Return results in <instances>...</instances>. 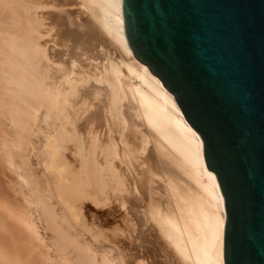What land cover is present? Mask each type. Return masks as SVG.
<instances>
[{"label":"bare ground","instance_id":"6f19581e","mask_svg":"<svg viewBox=\"0 0 264 264\" xmlns=\"http://www.w3.org/2000/svg\"><path fill=\"white\" fill-rule=\"evenodd\" d=\"M46 15H61L59 20L66 22L61 38L44 22ZM73 31L80 40L78 57L63 60L55 47L65 45ZM100 41L106 48L99 55ZM0 113L15 134L10 141L4 140L6 134L0 140L10 168L14 155H21L14 168L22 170L16 173L25 202L21 211L0 197V264L42 263L47 252L39 254L31 248L35 241H28L38 232L33 213L51 231L59 257L55 264H127L116 251L83 245L78 233L88 226L66 195L70 188L79 205L90 198L111 204L116 199L108 196V181L125 192L120 195L131 209L142 204L136 206L144 215L138 223L132 220L130 231L151 222L148 227L159 232L183 264H224L225 214L218 182L173 95L128 47L120 0H0ZM37 120L43 126L42 148L36 151L39 175L25 167L22 155ZM106 133V146L100 149ZM115 157L127 163L125 168L131 164L140 178L130 173L135 178H127L126 186ZM45 258V264L52 261Z\"/></svg>","mask_w":264,"mask_h":264},{"label":"water","instance_id":"95a60500","mask_svg":"<svg viewBox=\"0 0 264 264\" xmlns=\"http://www.w3.org/2000/svg\"><path fill=\"white\" fill-rule=\"evenodd\" d=\"M134 57L173 95L224 206L223 263L264 264V0H120Z\"/></svg>","mask_w":264,"mask_h":264},{"label":"rangeland","instance_id":"374dc122","mask_svg":"<svg viewBox=\"0 0 264 264\" xmlns=\"http://www.w3.org/2000/svg\"><path fill=\"white\" fill-rule=\"evenodd\" d=\"M50 9L51 8H45L43 10L49 11ZM46 16H47V18L44 20V22L45 23L50 22V24L53 25V29L51 30V32L55 35L54 37H56V38L60 37L61 38V35L64 32L63 31L64 27H65L64 23H66V22H61L59 20V16H61V15H59V16L58 15H56V16L55 15H46ZM77 22L80 23L81 20L77 19L76 23ZM72 33H73V35L71 34V36L67 40L64 41L65 45L62 44L63 46H56L55 47L56 50L57 49L59 50V56H60V58L62 57L63 60H66L69 57V55H73V54H74L73 58H75L76 56L78 57L77 50H75V49H76L77 45H79L80 40L76 41V39L74 38V36H76L75 32L73 31ZM95 37H98V34H97V36L95 35ZM45 38H48V37H45ZM99 43L101 45V50H99V52H97V53H99V55H100V53L104 52L103 49L106 48L105 47L106 43H104L102 41H100ZM102 46H104V47H102ZM100 51H102V52H100ZM85 67H87V66H85ZM86 69H88V67ZM1 113H0V116H1L0 119L1 118L2 119L0 121V132L2 134L0 133L1 134L0 140H1V142H4L3 138L1 136H4V134H6L7 137L4 138V140L6 141L8 138H10L9 139V141H10L15 137L14 136L15 134L12 133L13 131H12V128H11V125H10L8 119L4 118L6 116H2L4 114H1ZM8 127L11 128L12 132L10 131V128H8ZM42 127H43L42 122L40 120H37L36 124L32 128V131L28 135L29 144H27V146H26V148L22 154L24 156L25 160L23 157H22V159L25 162L27 160V162L25 163L26 164L25 167L29 166L34 171V173L36 175H39V173H40V167L36 163L37 162L36 153L39 151L40 148H42ZM48 128L49 127H47V129ZM43 132H45V130H43ZM106 134H105V136L104 135L102 136L103 139L101 140L100 144L101 143H103V144L100 145V147H99L100 149L102 147L106 146V145H104V144H106L104 137L107 138V136H108V134L107 135ZM12 136H14V137L12 138ZM2 145H3V143H2ZM0 147L2 148L3 146H1V144H0ZM2 150H3V148L0 150V197L7 198V201L12 205H16V207H18V205H19L20 206L19 208H21V211H24V208H22L21 206H23V203L25 205V202H24L22 195H21L22 188H20L19 177L17 176V173L19 171L22 172V170L18 169V170H16V171H18L16 173V171H15L16 168H14L16 166H20L21 155L20 154H18V156L16 154L14 155L15 166L10 168V166L7 164L8 161L6 160L5 153H3ZM65 152H67L68 155H70V157H72V155L70 154L69 151H65ZM97 158H99L98 160L102 159L101 153L100 154L98 153ZM117 158L119 159V157H115L113 159V161H114L113 163H115L117 161ZM6 161H7V163H6ZM117 162H119V163H117ZM117 162L115 163V167H116V165H118L116 168L119 170L121 179L124 182V184H126V186L130 182L127 178L132 179V177L134 175H135V177L137 176L136 179L140 178L141 175L139 174V176H138L137 175L138 172L134 168H133V170L131 169L130 166H132V165L130 163H128L130 165L125 168L127 163L124 164V162L120 161V160ZM120 164H121V166H120ZM127 169H131V170H127ZM125 170L127 172L128 171L129 172L127 173ZM131 171H135V172H131ZM124 173L126 176L123 175ZM130 173H134V175L133 174H132L133 176L129 175ZM123 176H124L125 180L123 179ZM135 177H133V178H135ZM112 182L113 181H108V183L107 184L105 183V185L106 186L110 185L107 188L108 193H109L108 196L110 198L116 199V202L115 201H114L115 203L113 202L114 204L113 203L110 204L108 202V200H106L104 202L102 199H100L101 202L99 201L100 203H98V202H96L90 198V199L82 200L80 202V205H79L78 204V202H79L78 194H76L75 189H70V188H67L68 190L66 189V195L71 199V201H73L76 205H78L79 209L82 210L83 218H84V221L86 223L85 226L86 227L88 226V229H89V230L82 229L78 233V234H82L78 237H81L80 239H82L83 243L85 242L83 245L87 246L86 243L91 242L92 244H95L96 246L101 245V248L106 249L107 252H109V253H112V251H116V252H118V254H121L120 262H122V263L127 262V264H136V263H141V262L144 264H183L180 260L177 259L175 254L173 252H171L172 250L169 248V246L167 244H165L164 239L160 236L159 232L157 230H154L153 229L154 227L152 228V230L150 229L152 226H151V224L149 225V223H151V222H148V224L146 222L144 226H139L137 231L133 228L134 233L132 232V230L130 231V229L134 225V222L137 221V223H138L139 220L142 219L141 216L144 215L142 210H138V209H141V207H139V206H141L142 204L141 203H140L141 205L136 204L139 206H136L134 204L135 207L133 209H131L130 204H128V203H130V201H128L125 197V199L127 200V202H126V200L123 199L124 196L120 195V194H125V192L123 193V190L120 187L118 188V186H116L115 183L112 184ZM153 185L155 186L156 184H153ZM117 188L120 189L122 192L118 193ZM115 189H117V190L115 191ZM19 190L21 191L20 193H19ZM155 190L156 189H153V192ZM157 192L161 194V192L158 189L154 193H157ZM144 193H145V191H144ZM100 204H102V205H100ZM125 209H126V211H125ZM133 210H135V212H137V211L138 212L136 214H134L135 212ZM57 212H59V210H57ZM133 214L136 216H134ZM137 214H139V215L137 216ZM36 215H37V213H33L34 220L35 221L37 220L36 222L34 221V224H36L35 225V228L37 229L36 231H38L36 237H38L37 240L40 239L41 241L39 242V240H38V243H37L36 237H34L35 240H33V238H30V240L28 239V241H31L33 243L35 241L34 247H33L31 242L29 243L30 245L29 244L28 245L29 246L32 245L31 248H34L33 250L37 251L38 253H39V251H41L39 254H42L44 251V253L42 254V255H44L47 252L49 256L46 255L47 253L45 254L46 256L45 255L44 256L38 255V256H40V257L42 256L41 257L42 259L46 257L45 259L47 260V262H48V260H52V261H49L48 264L54 263L56 261V259L59 257H58L56 250H55L56 255L54 254V251H53L55 246H53L54 243L52 245V242H54V240L51 239V238H53L52 234L50 235L51 231H49L46 227H45L46 229L44 228V226H45L44 223L41 224L43 222L40 219L41 217L39 218ZM128 215H132V216H128ZM125 217H126V220H125ZM140 217H141V219H140ZM132 220H134V222ZM39 222H41V223H39ZM130 226H131V228H130ZM148 226H151V227H148ZM141 230L144 231V233ZM138 231H141L142 233L140 232L141 234L139 235ZM155 231H156L157 235L155 234ZM129 232L131 233V235ZM132 236H134V237L132 238ZM159 237H160V239H159ZM96 240H99V241H96ZM33 250L31 249V251L30 250L29 251L31 252V254H36V252L32 253ZM49 257H52V258L48 259ZM42 259L41 260L39 259L40 262H42L39 264H45L46 263V261H42ZM59 260L60 259L57 260V263H59ZM138 260H140L141 262H138Z\"/></svg>","mask_w":264,"mask_h":264}]
</instances>
